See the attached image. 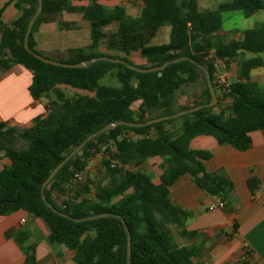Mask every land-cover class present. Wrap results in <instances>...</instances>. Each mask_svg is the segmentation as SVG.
I'll list each match as a JSON object with an SVG mask.
<instances>
[{
	"label": "trees",
	"instance_id": "1",
	"mask_svg": "<svg viewBox=\"0 0 264 264\" xmlns=\"http://www.w3.org/2000/svg\"><path fill=\"white\" fill-rule=\"evenodd\" d=\"M11 2L21 14L7 22L3 12ZM37 5L38 0H7L0 8V71L21 64L32 72L29 91L33 98L55 94L49 99L47 115L29 127L19 130L0 121V153L10 159V164L0 169V215L23 209L40 217L49 228V240L74 251L75 264H128L127 231L121 218L103 216L75 221L44 202L42 184L77 145L111 121L140 122L208 102L211 92L199 65L202 64L210 71L218 98H232L229 112L225 107L215 111V104L146 126L118 125L88 141L45 187L47 199L73 217L120 214L131 235L132 264H197L195 257L203 249L204 237L195 240L198 231L186 224L191 212L173 203L171 186L179 177L188 175L208 195L224 204L230 202L235 189L233 180L221 170H207L204 160L212 153L192 148L190 141L196 135L207 134L220 143L246 150L252 145L250 133L264 129V86L251 77V69L263 65L264 60L258 55L244 57L246 51L264 52V23L243 30L240 39L225 42L216 35L224 12L242 10L249 16L264 8V0H224L211 9L201 8L199 0H142L135 14L123 4L106 7L101 0H89L83 7L69 6V0H43L29 37L30 47L40 54L35 48V32L43 22L69 8L81 11L91 21L90 42L68 49V58L60 61L111 56L133 63L128 56L136 53L148 62L140 66L149 67L185 55L195 59L149 72L101 58L86 67L44 62L24 47L25 31ZM167 22L169 40L153 43ZM110 24H116L115 28L108 30ZM236 58L237 75L223 89L216 77V62L223 60L229 65ZM111 70L119 86L100 84ZM201 74L205 83L201 94L192 103H181L176 92L197 81ZM61 85L90 93L66 97ZM100 151L105 155L102 169L91 178L88 166ZM155 156L163 159L158 181L139 167ZM248 185L254 192L259 179L250 177ZM175 230L193 243H179ZM30 238L28 228L16 235L24 246V264H36L35 243L25 244Z\"/></svg>",
	"mask_w": 264,
	"mask_h": 264
},
{
	"label": "crops",
	"instance_id": "2",
	"mask_svg": "<svg viewBox=\"0 0 264 264\" xmlns=\"http://www.w3.org/2000/svg\"><path fill=\"white\" fill-rule=\"evenodd\" d=\"M69 1V6L74 7H83L89 3V0ZM136 1V5L129 6L133 0H101L106 7L123 4L132 14L142 5V0ZM222 1L199 0V5L211 9ZM6 2L0 0V8ZM20 14L21 11L11 2L5 7L3 19L10 22ZM227 19L232 22L226 24ZM262 23L264 8L249 16L242 10L227 11L223 13V23L216 35L225 42L240 39L243 30ZM91 26V21L85 19L81 11L67 8L55 19L40 25L34 34L35 48L40 52L50 50L58 55L64 52L68 56V49L82 47L90 42ZM71 30L76 34L67 40ZM168 31L170 34V28ZM257 55L264 60V52L257 54L246 51L244 57ZM237 62L236 58L227 65L223 60H218L216 72L224 64L228 70L225 73L232 74L233 79L237 75ZM251 77L263 87L264 64L252 68ZM31 83L32 72L21 64H13L7 70L0 71V121L21 130L47 115V105L53 96L33 98L29 91ZM250 134L252 145L246 150L220 143L214 136L207 134L196 135L190 141L192 148L212 153L209 159L204 160L207 170H221L233 180L235 189L229 203L220 206L218 198L205 193L188 175L179 177L171 186L170 197L173 203L191 212L186 224L188 228L198 231L195 240L204 237L203 249L195 257L197 264H238L244 260L248 264H264V129L254 130ZM161 161L159 156L151 157L139 167L158 181L161 168L150 166V169L145 170L144 167ZM8 164L10 159L1 152L0 169ZM252 176L259 179L254 192L248 185V179ZM24 228L31 232V238L25 244L35 243L36 264H75L74 251L63 243L51 242L49 228L44 220L23 209L0 215V264L25 263L24 246L16 240V235ZM185 242L193 243L189 240Z\"/></svg>",
	"mask_w": 264,
	"mask_h": 264
},
{
	"label": "water",
	"instance_id": "3",
	"mask_svg": "<svg viewBox=\"0 0 264 264\" xmlns=\"http://www.w3.org/2000/svg\"><path fill=\"white\" fill-rule=\"evenodd\" d=\"M42 6H43V0H38V5H37V8H36V11L32 15V17L30 18L29 23H28V26H27V29L25 31V35H24V47L26 48V50H28L29 52H31L32 54H34L36 57L40 58L44 62H48V63L54 64V65H59V66H65V67H86L89 64L93 63L94 61H96L99 58H101V59L111 60V61H114V62L124 63L128 67H130L131 69H134V70H137V71H140V72H149V71L161 70V69H164L170 63L178 62V61H181V60H184V59H190V60H192V61L195 62V59L191 58L190 56H186V55L185 56H180V57H177V58H173V59L166 60V61H164L160 65L149 66V67H142V66H139V65L130 63L126 59L119 58V57H111V56H97V57H93V58H90V59L81 60V61H78V62H64V61L54 60V59L48 58V57L40 54L39 52L33 50L30 47V45H29V37H30V34L32 32L34 23H35L37 17L39 16V14L42 11ZM199 65L203 68V70L206 73V80H207V83H208V86H209V89H210V92H211V99L208 102H204V103L197 104L195 106H191V107H188V108H184V109L179 110V111H177L175 113H172V114L157 116V117H153V118H150V119H147V120H144V121H140V122L123 120V119H118V120L111 121V122L105 124L104 126H102L101 128H99L98 130H96L95 132H93L90 135H88L79 145H77L50 172V174L48 175V177L45 179V181L42 184V187H41V195H42V198H43L44 202L52 210H54L55 212L61 213V214L65 215V216H67V217H69V218H71V219H73L75 221L95 219V218L103 217V216H116L118 218H121L122 221H123V224H124V226L126 228V231H127V238H128V250H127L128 251V256H127L128 257V264H132L131 263V235H130V232H129V229H128V226H127L125 220L122 218V216L120 214H115V213H112V212H103V213L89 214V215L82 216V217H73V216L69 215L68 213H65V212L60 211L56 206H54L47 199L46 194H45V187L54 178V176L61 169V167L70 158H72L76 153H78L84 147V145L88 141H90L92 138L100 135L101 133H103V132H105V131H107L109 129H112V128H114V127H116L118 125H121V124H126V125H130V126H146V125H149V124L154 123V122H159V121H162V120H165V119L179 117L181 115H184L186 113L194 112V111H196L198 109H201L203 107H206V106H213V105H215L216 102H217V100H218V98H217V94H216L215 88H214L213 83H212V80H211L210 71L204 65H202V64H199Z\"/></svg>",
	"mask_w": 264,
	"mask_h": 264
},
{
	"label": "rangeland",
	"instance_id": "4",
	"mask_svg": "<svg viewBox=\"0 0 264 264\" xmlns=\"http://www.w3.org/2000/svg\"><path fill=\"white\" fill-rule=\"evenodd\" d=\"M137 4L136 0H133L132 5L129 6H134ZM109 5V3L107 4V6ZM112 7V6H111ZM132 8V7H131ZM135 8V7H134ZM139 10L136 9V13ZM238 14V13H236ZM232 22V20H226V24ZM116 24H110L108 27H106L108 30H111L113 28H115ZM169 28H170V24L167 22L165 23L157 32L156 36L153 38L152 42L155 44H161V43H165L168 41L169 39ZM71 33H68V38L67 40H69V38H73L72 36H75L76 33H72V30L70 31ZM106 51V50H103ZM107 53H115L114 51H106ZM42 55L54 59V60H60L63 58H68L67 56L64 55L63 53H60L59 55L57 53H53V51H46V52H41ZM128 59L133 62L136 65H143L144 63H148L146 61L145 58L137 55L136 53L129 55ZM223 66H220V68L217 70L216 72V77L218 79V83L220 84V86L224 89L226 87L227 82L229 83L232 80V74L230 73H225V71H228L226 69V67L224 66V64H222ZM223 75L226 77V82L221 81L219 79V76ZM100 84H105V85H112V86H119L120 82L118 80V78L115 76V71L111 70L109 73H107L106 76H104L103 78L100 79ZM205 83H204V75L201 74L200 78L195 81L192 82L184 87H182L181 90L176 92V96L178 98V100L180 102H182L183 104L185 103H192L193 100L195 98H197L200 94L202 89L204 88ZM61 89L64 91V93L66 94V97H72L75 96L79 93H90L87 90H83V89H79L76 87H73L71 85H61ZM51 96H53V98L55 97V94L51 92ZM228 96H220V99L218 98L216 104H218V106H216V108L214 109L215 111L219 110L220 107H225L226 110L229 112V108L232 105L233 100L232 99H227ZM128 134L134 136V133L129 132ZM104 151H100L97 152L91 159L89 166H88V172L90 177L94 178L97 176V174L99 173V171L102 169V160L104 158ZM163 162V159L161 161V163ZM161 163L159 162H154L152 164H148L146 167H144L145 170H147L148 168L150 169V166H157V168H161ZM134 167V166H133ZM92 190H94V187L92 188ZM176 240L179 243H185L186 240H184L181 236L178 235L177 231H174Z\"/></svg>",
	"mask_w": 264,
	"mask_h": 264
},
{
	"label": "built area",
	"instance_id": "5",
	"mask_svg": "<svg viewBox=\"0 0 264 264\" xmlns=\"http://www.w3.org/2000/svg\"><path fill=\"white\" fill-rule=\"evenodd\" d=\"M219 79L221 80V81H224V82H226V77L225 76H223V75H220L219 76ZM228 85H229V83L227 82V84H226V87L225 88H227L228 87ZM78 177H81V173H77L76 174ZM220 206H222V205H224V203L223 202H221L220 201Z\"/></svg>",
	"mask_w": 264,
	"mask_h": 264
}]
</instances>
